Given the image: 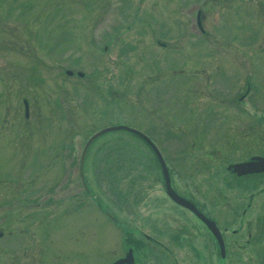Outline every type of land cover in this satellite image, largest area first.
Segmentation results:
<instances>
[{
	"label": "rangeland",
	"instance_id": "1",
	"mask_svg": "<svg viewBox=\"0 0 264 264\" xmlns=\"http://www.w3.org/2000/svg\"><path fill=\"white\" fill-rule=\"evenodd\" d=\"M233 104L264 113V0H0V203L3 185L14 190L16 177L32 188L24 200L38 199L47 218L25 230L51 264H107L123 252V228L144 240L146 220L163 214L154 159L125 131L91 146L83 164L87 199L80 196L82 208H63L80 189V157L92 134L118 124L145 133L152 122L181 135L190 129V109ZM5 144L17 145L16 162ZM176 144L159 145L175 156ZM43 147L50 154L34 161ZM14 226L0 224V245L13 248L22 239ZM144 252L137 255L144 264H175L161 252ZM212 262L238 264L230 256ZM0 264L20 261L0 254Z\"/></svg>",
	"mask_w": 264,
	"mask_h": 264
},
{
	"label": "flooded vegetation",
	"instance_id": "2",
	"mask_svg": "<svg viewBox=\"0 0 264 264\" xmlns=\"http://www.w3.org/2000/svg\"><path fill=\"white\" fill-rule=\"evenodd\" d=\"M236 99L240 103L238 97ZM233 106V110L211 109L207 105L204 109H190V129L187 128L181 135L163 130L161 126H154L150 122L145 134L151 143L156 144L162 156L171 188L189 206L177 203L168 194L159 159L150 144L145 143L146 157L151 156L148 159L151 161L153 158L157 167L150 172L158 176L159 182H163L164 198L159 201L163 214L159 221L147 219L145 222L153 237L150 234L144 235L146 239L143 237L140 243L135 242L133 237L130 240L126 238L123 252L116 259L124 257L131 249L134 258L132 264H144V261L137 258L144 251L146 257L151 252H161L175 261V264L178 260L190 261V264H213L215 257L222 261L228 256L238 264H264V113L258 109L251 111L243 107L238 109L235 104ZM160 115L151 116L159 119ZM24 116L26 120L29 119L30 109ZM163 119L166 120L164 115ZM179 139L182 140L180 143ZM173 140L177 141L175 146L179 148L175 156H169L159 144H172ZM1 148L9 155L10 162H16L19 155L17 145L5 144ZM44 149L35 150L34 161L44 158L41 156L44 152L50 154L48 148ZM51 149L53 153L54 148ZM64 160L71 162L74 159L66 156ZM11 179L4 181L9 182ZM18 179L14 178V190H9V183L8 186L3 185L0 224L2 228H13L15 224L14 228L19 227L20 234L24 236L14 243L13 248L7 243L0 245V254L5 258L16 255L20 264H51L45 258V252L39 251L38 254L33 250L38 242L35 240L36 243H33L32 233L28 234L25 230L26 225H37L39 219L45 220L47 215L39 214L38 199L24 200L26 193L33 191L32 188L23 189V184H17ZM79 180L80 189L68 199L73 203L63 208H82L84 199L80 196L84 195L87 199L84 189L87 184L81 173ZM32 185L33 182L27 184ZM9 191L12 194H7ZM52 191L49 190L48 194ZM77 193L79 195L76 197ZM45 202L53 203V200L48 198ZM69 211L71 209L65 212ZM213 224L218 229L221 245L211 229ZM150 261L151 264H168L162 260Z\"/></svg>",
	"mask_w": 264,
	"mask_h": 264
},
{
	"label": "water",
	"instance_id": "3",
	"mask_svg": "<svg viewBox=\"0 0 264 264\" xmlns=\"http://www.w3.org/2000/svg\"><path fill=\"white\" fill-rule=\"evenodd\" d=\"M198 26L200 29L203 30L201 24H200V21H199V14H198ZM68 75H72V72L71 71H67L66 72ZM84 74L83 73H78V76L82 77ZM26 104V103H25ZM28 110L27 108V105H26V111ZM114 131H126V132H129V133H132L136 136H138L139 138H141L142 140H144L145 142L149 143L150 146L153 148V150L155 151L158 159H159V162L162 166V169H163V173H164V177H165V180H166V188H167V191H168V194L171 196V198L176 201L177 203H180V204H184V205H187V202H185L182 198H180L174 191L173 189L171 188L170 186V183H169V175H168V172H167V169H166V166L164 164V162L162 161V158H161V155L159 154L158 150L155 148V146L149 141V139L143 134L141 133L140 131L136 130V129H133V128H130L128 126H125V125H115V126H110V127H107V128H104L98 132H96L94 135H92L89 140L87 141V144L85 146V150H84V154L87 150V148L91 145L92 142H94L96 139H98L99 137L107 134V133H110V132H114ZM263 164H264V158H263ZM191 207V206H190ZM210 226V224H209ZM211 229L212 231L215 233V236L217 237V239L220 241L219 237H218V229L215 227V225L213 224L211 226ZM220 245H221V241H220ZM133 263V257H132V251L129 250L128 253L126 254L125 257L121 258V259H118L116 260L115 262H113L112 264H132Z\"/></svg>",
	"mask_w": 264,
	"mask_h": 264
},
{
	"label": "trees",
	"instance_id": "4",
	"mask_svg": "<svg viewBox=\"0 0 264 264\" xmlns=\"http://www.w3.org/2000/svg\"><path fill=\"white\" fill-rule=\"evenodd\" d=\"M130 237H131V236L129 235V236H128V240H130ZM137 240H138V241H137ZM134 241L137 242V243H140V242H139V239H134ZM140 241H141V240H140Z\"/></svg>",
	"mask_w": 264,
	"mask_h": 264
}]
</instances>
